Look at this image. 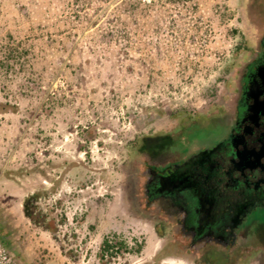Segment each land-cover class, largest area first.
<instances>
[{
    "label": "rangeland",
    "instance_id": "1",
    "mask_svg": "<svg viewBox=\"0 0 264 264\" xmlns=\"http://www.w3.org/2000/svg\"><path fill=\"white\" fill-rule=\"evenodd\" d=\"M263 30L264 0H0V244L22 264H264V210L194 250L142 197L147 167L224 136ZM105 237L144 246L100 260Z\"/></svg>",
    "mask_w": 264,
    "mask_h": 264
},
{
    "label": "flooded vegetation",
    "instance_id": "2",
    "mask_svg": "<svg viewBox=\"0 0 264 264\" xmlns=\"http://www.w3.org/2000/svg\"><path fill=\"white\" fill-rule=\"evenodd\" d=\"M230 108L221 139L170 167L147 170L151 196L164 200L176 234L194 250L232 248L248 218L264 210V30L239 71Z\"/></svg>",
    "mask_w": 264,
    "mask_h": 264
},
{
    "label": "trees",
    "instance_id": "3",
    "mask_svg": "<svg viewBox=\"0 0 264 264\" xmlns=\"http://www.w3.org/2000/svg\"><path fill=\"white\" fill-rule=\"evenodd\" d=\"M150 168L153 170H156L155 168H152V167L146 168V171L144 173L145 183H144L143 189H142L143 190L142 197L144 200L143 202L146 206L151 207V208L153 207V210H155L156 212L160 211L163 216H167V215H169V212L170 213H172V212L169 211L168 208H166V203L164 202V200L162 198H160L159 196L158 197H156L154 195L151 196L156 191L154 189L149 188V185L151 183V175L147 172V170ZM30 199H32V197L27 198L26 202L24 203L25 215L27 216L28 219H30L31 222H33L34 224H37L36 221L34 220V217L32 216V213L28 212L26 210L27 204L30 202ZM167 217L169 218V216H167ZM46 230L48 232H52V230L50 228H46ZM51 234H53V232ZM135 243H136V241H135ZM143 246L144 245L142 243H140L136 246V248L132 249V248H128V245L126 244V242L124 240L113 242L109 238L105 237L102 240V243L100 245L99 259L103 260L105 257H107V258L116 257L117 255H119L121 253L133 254V255L138 256L141 253ZM166 255L167 254H164L163 252H158L153 257V260H152L153 264H156L159 261H161L162 259H164V257Z\"/></svg>",
    "mask_w": 264,
    "mask_h": 264
},
{
    "label": "built area",
    "instance_id": "4",
    "mask_svg": "<svg viewBox=\"0 0 264 264\" xmlns=\"http://www.w3.org/2000/svg\"><path fill=\"white\" fill-rule=\"evenodd\" d=\"M0 264H22L0 244Z\"/></svg>",
    "mask_w": 264,
    "mask_h": 264
}]
</instances>
